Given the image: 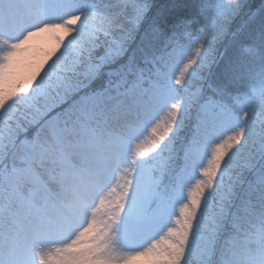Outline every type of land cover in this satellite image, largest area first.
Returning <instances> with one entry per match:
<instances>
[{
  "label": "snow or ice",
  "instance_id": "1",
  "mask_svg": "<svg viewBox=\"0 0 264 264\" xmlns=\"http://www.w3.org/2000/svg\"><path fill=\"white\" fill-rule=\"evenodd\" d=\"M0 264H264V0H0Z\"/></svg>",
  "mask_w": 264,
  "mask_h": 264
}]
</instances>
